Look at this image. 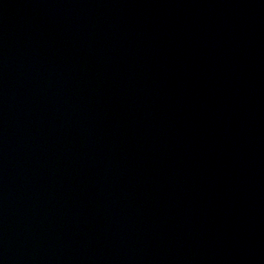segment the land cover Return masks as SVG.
Masks as SVG:
<instances>
[{
  "label": "water",
  "instance_id": "1",
  "mask_svg": "<svg viewBox=\"0 0 264 264\" xmlns=\"http://www.w3.org/2000/svg\"><path fill=\"white\" fill-rule=\"evenodd\" d=\"M0 264H264V0H0Z\"/></svg>",
  "mask_w": 264,
  "mask_h": 264
}]
</instances>
